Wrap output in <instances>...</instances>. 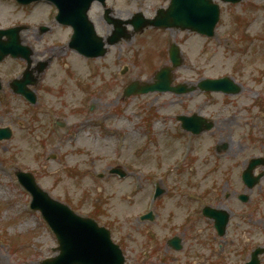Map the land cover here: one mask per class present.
Masks as SVG:
<instances>
[{
    "label": "rangeland",
    "instance_id": "374dc122",
    "mask_svg": "<svg viewBox=\"0 0 264 264\" xmlns=\"http://www.w3.org/2000/svg\"><path fill=\"white\" fill-rule=\"evenodd\" d=\"M161 1L114 3L119 16L128 18L138 11L151 16ZM231 5H221L215 35L208 40L189 33L147 30L112 46L95 62L68 58L82 87L64 76L63 86L45 89L42 100L47 115L30 117L21 102L2 91L0 128H11L14 135L0 142V264H39L55 255L56 246L40 215L28 209L30 198L16 183L8 182L9 168L32 172L53 198L108 228L125 264H238L247 260L254 247L264 245V177L261 190L255 189L263 193V202L252 225H242L231 215L227 235L214 245L205 242L210 227L200 222L198 229H192L184 215L188 196L195 195L203 197L199 201H211L213 207L242 208L232 196L219 198L216 189L240 190L236 177L223 183L227 179L223 172L237 165L241 170L245 158L260 155L264 148V0ZM44 9L33 7L28 16L8 0H0V26L25 21L23 16L27 22L34 21ZM98 15L93 8L90 18L98 34L105 36L108 28ZM172 39L180 43L185 58L176 83L228 76L241 86L240 93H153L122 99L128 82L147 81L168 64L160 53ZM123 66L128 71L119 77ZM196 111L212 118L215 127L194 137L181 131L173 118ZM51 115L65 122V132L53 133ZM222 144L228 149L217 154L215 148ZM52 155L60 160H51ZM117 165L126 171V178L108 175V169ZM215 166L219 170L207 176ZM99 174L102 178H97ZM154 183L164 192L152 202ZM149 210L153 219L139 221ZM173 236L181 240L179 251L164 244ZM151 239L154 244L149 246ZM10 241L26 244L13 247Z\"/></svg>",
    "mask_w": 264,
    "mask_h": 264
},
{
    "label": "water",
    "instance_id": "95a60500",
    "mask_svg": "<svg viewBox=\"0 0 264 264\" xmlns=\"http://www.w3.org/2000/svg\"><path fill=\"white\" fill-rule=\"evenodd\" d=\"M27 4L33 0H16ZM59 8L60 14L67 7L79 4L77 16L80 21L71 20L68 23L76 28L72 37L71 47L77 49L81 54L87 57H98L104 54L100 40L94 39V33L91 27H88V34L82 35V25L86 24L85 12L90 1L86 3L83 0H51ZM237 2L239 0H223ZM161 16V17H160ZM66 19L70 15L65 16ZM160 17V18H159ZM136 15L132 23L137 31H142L146 26L159 28L190 29L202 34L212 35L214 25L217 21L216 7L212 6L207 0H172L170 7L162 12L155 20H138ZM81 25V29L80 26ZM119 29L116 34L119 33ZM14 30L0 31V33H10ZM12 45L5 44L0 40V57L7 53L16 54V40H12ZM115 42V40H114ZM170 60L172 68H164L158 71L150 83H130L124 90V96L128 97L135 94H145L148 92H172L175 94L188 93L196 88L201 91H222L224 93H238L239 88L228 78L220 80H203L196 87H186L177 85L171 87L172 76L170 71L181 65L179 51L175 46L171 47ZM177 119L182 123L185 130L192 133H201L212 128V123L205 119L193 115L191 117L179 116ZM10 133L7 129L0 130V138H8ZM219 150V149H218ZM261 162V160H255ZM244 180L249 183L253 181L249 174V169ZM20 181L26 189L32 194V208L41 211L46 222L51 226L59 243L58 250L60 255L44 261L42 264H123V258L110 239L109 233L103 228H98L94 222L81 220L71 213L67 208L52 201L48 196L40 191L30 176L20 175ZM255 181V180H254ZM217 223L222 224V218L215 216ZM258 250L256 251V253ZM257 263V261H254ZM251 263V264H254Z\"/></svg>",
    "mask_w": 264,
    "mask_h": 264
},
{
    "label": "flooded vegetation",
    "instance_id": "af4514ba",
    "mask_svg": "<svg viewBox=\"0 0 264 264\" xmlns=\"http://www.w3.org/2000/svg\"><path fill=\"white\" fill-rule=\"evenodd\" d=\"M33 6L34 5L31 4L24 8H30ZM106 6L111 10L109 15H117L118 10L115 9L116 4L114 3V0H106ZM96 7L97 11H99L98 19L100 18L104 25H106L103 16L104 7L100 4H96ZM30 14L31 12L29 11L28 16ZM38 17L39 18L34 21H29V24L25 27L24 31L20 33L21 43L29 47L32 51L29 59L28 71L37 79V87H45L48 86V84L57 87L59 84L63 83V78L61 77L60 72L51 68V66L56 57L66 54V41L70 36V30L67 27L56 23L53 10H47L46 12L41 13ZM21 18L28 21L26 16ZM25 21L24 23H26ZM42 26L45 27V30H40ZM108 32H110V27H108L107 33ZM43 61L48 62V66L45 70L43 69L40 71L41 66L39 64ZM18 63L20 66L25 65L24 61L12 59L10 57H6L3 61H0V83L2 88H8L9 83L17 78L20 72L17 70ZM251 200L252 198L249 195L245 204L249 203Z\"/></svg>",
    "mask_w": 264,
    "mask_h": 264
}]
</instances>
